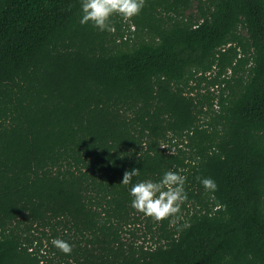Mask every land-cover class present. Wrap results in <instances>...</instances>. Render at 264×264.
I'll return each instance as SVG.
<instances>
[{"label": "trees", "instance_id": "obj_1", "mask_svg": "<svg viewBox=\"0 0 264 264\" xmlns=\"http://www.w3.org/2000/svg\"><path fill=\"white\" fill-rule=\"evenodd\" d=\"M80 17L0 0V264H264V0ZM134 167L181 172L180 212L134 209Z\"/></svg>", "mask_w": 264, "mask_h": 264}, {"label": "clouds", "instance_id": "obj_2", "mask_svg": "<svg viewBox=\"0 0 264 264\" xmlns=\"http://www.w3.org/2000/svg\"><path fill=\"white\" fill-rule=\"evenodd\" d=\"M144 5L145 0H80V23L91 22L100 31L114 32L115 26L110 23V18L114 14L128 19L138 15ZM138 174V168L126 170L121 181L125 185H131L130 203L134 209L158 221L180 212L181 205L188 199L185 189L187 178L181 172L168 169L159 179L146 178L133 183V177ZM200 183L214 199L217 189L216 181L211 177H202ZM52 244L64 253H70L73 247L69 241L60 238H54Z\"/></svg>", "mask_w": 264, "mask_h": 264}]
</instances>
